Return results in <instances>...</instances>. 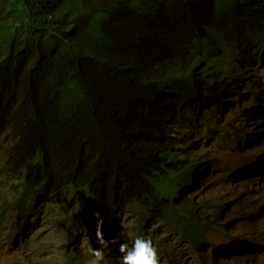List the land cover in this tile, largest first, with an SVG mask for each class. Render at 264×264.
Listing matches in <instances>:
<instances>
[{"label": "trees", "instance_id": "16d2710c", "mask_svg": "<svg viewBox=\"0 0 264 264\" xmlns=\"http://www.w3.org/2000/svg\"><path fill=\"white\" fill-rule=\"evenodd\" d=\"M148 41L163 58L156 64L133 55ZM249 54L264 58V0H0L13 106L1 120L30 165L63 177L68 234L75 226L96 234V213L114 230L126 212L156 215L200 246L199 213L184 189L195 172L156 137L154 106L141 95L177 92L173 69L188 78L193 63H204L214 89ZM127 123L146 135L127 133Z\"/></svg>", "mask_w": 264, "mask_h": 264}, {"label": "clouds", "instance_id": "9594fccd", "mask_svg": "<svg viewBox=\"0 0 264 264\" xmlns=\"http://www.w3.org/2000/svg\"><path fill=\"white\" fill-rule=\"evenodd\" d=\"M111 15V12L105 15V23L114 26L116 20ZM133 53L148 64H156L163 59L158 57L157 49L149 41L145 49ZM258 57H250V54L240 57L239 63L235 65L238 68L236 76H224L219 81H213L214 89L208 82L204 63H193L189 68L188 78L182 74L183 67L173 69L171 76L177 77L172 84L177 92L141 95L142 100H148L154 106L153 132L156 137L176 148L180 152V163L185 169L195 172L192 186H185L184 189L185 195L193 199L199 213V230L203 239L200 246L190 242L181 232L170 228L156 215L146 220L126 212L122 213L119 228L115 224L114 230H109V227L105 232L100 218L102 215L96 213V234L85 226H75V231L68 234L63 226L66 214L59 202V199L69 201L64 194L63 177L52 165H30L12 140L0 113V264H17V256H20L24 264H73L72 255H69L65 263H56L49 257L46 244H34L29 229L32 222L44 219L65 232L66 253L73 249L70 247L72 243L78 242L82 230L88 234L92 245L85 249V255L92 257L88 264H160L159 253L164 254L166 247L158 243L163 251H160V247L157 249L156 238L147 228L148 221L154 217L159 218L165 227L181 235L193 247L200 249V258L204 264H223L225 259L203 250V246L207 244V231L202 217L206 215L208 218L210 207L214 209V216L212 220L206 219L209 223H214L216 214L221 215V220L224 208H227V213H224L229 216L228 207L233 206L235 198L231 199L227 190L220 189L221 202L206 203L199 210L194 197L199 196L203 190L206 194L208 187L213 189L218 182L236 190L237 197L242 196L240 201H245V206H251L249 212L255 213L253 223L247 227L245 235L241 233L244 238L251 239L254 248L245 252L243 259L235 264L262 263L260 254L264 253V199L257 202V195L264 189V185L259 184V181H264V99L260 94V76L254 63ZM5 69L4 64H0V111L13 108L10 103H5L10 89L8 79L11 78ZM248 88L250 96L241 91ZM188 113L193 115V119L188 117ZM131 123L126 124L127 133L141 138L146 135L147 130L142 127L145 132L140 131V127ZM129 139L133 141L134 138ZM124 184L125 180L116 181L114 190L118 188V191H122ZM198 184L199 190L193 192ZM131 218L137 224L136 227L141 228L131 240V245L105 238H109L118 229H127ZM108 221L110 223V217ZM220 224L227 230L225 223ZM242 231L241 229L240 232ZM113 244L118 245L121 256L114 251L106 255L105 249L110 250Z\"/></svg>", "mask_w": 264, "mask_h": 264}, {"label": "rangeland", "instance_id": "374dc122", "mask_svg": "<svg viewBox=\"0 0 264 264\" xmlns=\"http://www.w3.org/2000/svg\"><path fill=\"white\" fill-rule=\"evenodd\" d=\"M254 63L258 70L257 73L260 76V94L264 99V58L258 57L254 60ZM252 88H254V86H252ZM241 91L246 92L248 96H250L249 88L247 90L241 89ZM210 142L214 143V140H211ZM199 184L195 186V191L193 189V192L199 190ZM220 189H222V191L227 190L230 198L235 199L232 203L233 206L228 207L230 210L229 216L225 214L227 213V208H224L221 220L219 219L221 215L216 214V218L213 219L214 223H209L206 219L212 220V217L214 216V209L210 207L207 212L209 215L208 218H206V215L202 217L207 231L205 233L207 244L203 246V250L208 254L215 253L222 260L225 259L223 264H235L243 259V254L245 252L251 251L254 248L251 245V239L244 238L241 233H244L245 235L247 227L253 223V216H255V213H249V208L251 206L248 207L243 205L245 204V201H240L242 196L237 197L236 190L233 191L232 189L225 187L221 182L216 183L213 189L208 187V192L206 194L205 190H203L199 196H194L199 210L202 209L201 205H205L206 203H220ZM220 223H225L227 225V230H224V225H221ZM147 225L150 234L156 238L157 242L155 245L157 249L160 247L158 246V243L166 247L164 254L159 253L160 264H204L200 258L201 250L193 247L181 235L165 227L159 218L154 217L150 219ZM136 226L137 224L134 222V219L131 218L128 222V227H126L127 229H123L122 231L118 229L114 231L109 238L104 237L107 240L117 239L120 242L131 245V240L133 241L136 232L141 229ZM241 229L243 230L242 232H240ZM29 235L34 238V244L44 243L47 245L49 249V257H51L56 263H65L68 260L67 258L69 255L74 257L72 260L73 264H88V261L92 259V257L85 255L86 247H92V245L89 242L90 238L88 237V234H85L84 230L81 231L78 242L70 245V247H73V249L70 250V253L65 252V232L61 231L60 228L51 225L45 219L43 221L35 220L32 222L31 228L29 229ZM215 246H218L217 249H215ZM98 247H100L99 244ZM160 249L162 252L163 248L160 247ZM112 251L117 252V255L119 253V256H121L118 245L113 244L110 246V250L105 249L106 255H109ZM17 264H24L20 256H17Z\"/></svg>", "mask_w": 264, "mask_h": 264}, {"label": "bare ground", "instance_id": "6f19581e", "mask_svg": "<svg viewBox=\"0 0 264 264\" xmlns=\"http://www.w3.org/2000/svg\"><path fill=\"white\" fill-rule=\"evenodd\" d=\"M259 184L260 185H264V181H259ZM264 199V189L257 195V202H260L261 200H263ZM221 200H222V198H221ZM244 205V204H243ZM245 206V205H244ZM242 213V212H241ZM250 213V212H249ZM246 214V213H245ZM259 233H262V230H259ZM241 248V247H240ZM260 257H262L263 258V260H262V263H260V264H264V253H261L260 254ZM228 262V261H227ZM254 264V263H253Z\"/></svg>", "mask_w": 264, "mask_h": 264}]
</instances>
